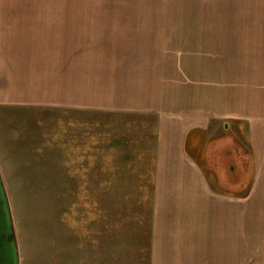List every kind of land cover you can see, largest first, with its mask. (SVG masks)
<instances>
[{
    "label": "rangeland",
    "instance_id": "1",
    "mask_svg": "<svg viewBox=\"0 0 264 264\" xmlns=\"http://www.w3.org/2000/svg\"><path fill=\"white\" fill-rule=\"evenodd\" d=\"M5 72L20 264H264V0H0Z\"/></svg>",
    "mask_w": 264,
    "mask_h": 264
},
{
    "label": "water",
    "instance_id": "2",
    "mask_svg": "<svg viewBox=\"0 0 264 264\" xmlns=\"http://www.w3.org/2000/svg\"><path fill=\"white\" fill-rule=\"evenodd\" d=\"M0 264H20L12 211L0 172Z\"/></svg>",
    "mask_w": 264,
    "mask_h": 264
},
{
    "label": "crops",
    "instance_id": "3",
    "mask_svg": "<svg viewBox=\"0 0 264 264\" xmlns=\"http://www.w3.org/2000/svg\"><path fill=\"white\" fill-rule=\"evenodd\" d=\"M17 68V72H18V67ZM16 71V69H15ZM9 72H12L11 69H9ZM12 74V73H10ZM43 79V75L41 77ZM15 82L16 81V77H9V75L5 72L4 74L0 75V104H11L12 107H8V109H6V111H9V109H13L15 107H19L20 104H23V99L22 98H18L16 99L14 98H8L9 93H7V90H9V85L11 84V82ZM35 84H37L35 82ZM22 95V92H21Z\"/></svg>",
    "mask_w": 264,
    "mask_h": 264
}]
</instances>
